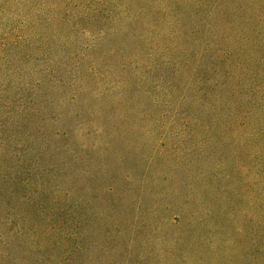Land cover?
I'll list each match as a JSON object with an SVG mask.
<instances>
[{
    "label": "rangeland",
    "instance_id": "374dc122",
    "mask_svg": "<svg viewBox=\"0 0 264 264\" xmlns=\"http://www.w3.org/2000/svg\"><path fill=\"white\" fill-rule=\"evenodd\" d=\"M256 4L226 31L234 51L253 33L254 56L264 31ZM138 5L0 0V264L255 260L264 156L254 118L235 113L233 99L225 111L221 91L215 107H198L196 65L178 64L186 49L212 47L163 19L153 28ZM160 80L168 94L156 92Z\"/></svg>",
    "mask_w": 264,
    "mask_h": 264
},
{
    "label": "trees",
    "instance_id": "16d2710c",
    "mask_svg": "<svg viewBox=\"0 0 264 264\" xmlns=\"http://www.w3.org/2000/svg\"><path fill=\"white\" fill-rule=\"evenodd\" d=\"M142 1H145V5L136 6L135 14L141 18L150 17L148 19L152 22L153 28L158 27L163 19L162 21L164 22L161 23L168 25L170 33L184 31L185 37H196L198 42L201 38V43L212 47L211 50L206 47L204 51L201 50L197 53H190L186 49L178 64L184 69L189 67L193 69L191 67L192 61L196 65L193 69L192 83L199 85L196 89V94L200 99L198 107L201 108L202 105L206 109L207 107L209 109L215 107L220 101L219 93L221 91L224 93L222 97H225V95L227 97L225 103L227 109L225 111L228 110L231 114L230 102L233 99L236 102L233 105L237 109L235 113L242 112L244 118L246 116L247 118H254L255 123H253L254 125L250 131V137L261 140V154L264 156V31L262 33L259 31L254 33L257 44V54L255 56L253 55L255 47H252L251 54L247 53L253 33H242L240 37L236 38L238 42L234 46L236 51L232 50L230 33H227L234 27L233 23L231 24L232 18L238 16V14L245 18L246 15L251 13V10L258 9L256 2H262V0H246V2L244 0H191L193 9L190 13L185 8V5L179 4V0ZM156 4L159 5L158 12L164 14V16L157 15L151 11V7ZM227 16H230V19H227ZM259 23L264 28V17L260 18ZM171 47L172 44L166 45V49ZM254 63L255 65H253ZM170 64L171 62L165 61L163 66L169 67ZM259 64L262 67V75L257 72ZM229 75L235 77L237 87L227 86V80L224 81V78ZM221 76L222 79H220ZM171 82H167L169 90L178 87V79H174ZM155 90L160 94L163 92L167 93L162 88L161 80L156 84ZM247 103L250 105L247 109L240 107L242 104L246 105ZM262 119L263 121H261ZM262 167L264 170V163ZM254 244L256 247L255 251L258 254L253 250L255 260L252 264H264L262 257L259 255L260 251L264 252V235L260 241H255ZM244 253H248L247 249Z\"/></svg>",
    "mask_w": 264,
    "mask_h": 264
}]
</instances>
